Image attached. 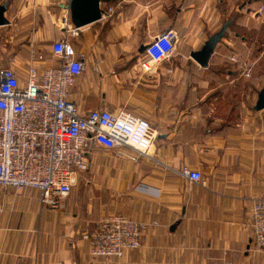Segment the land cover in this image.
Segmentation results:
<instances>
[{
  "label": "crops",
  "instance_id": "crops-1",
  "mask_svg": "<svg viewBox=\"0 0 264 264\" xmlns=\"http://www.w3.org/2000/svg\"><path fill=\"white\" fill-rule=\"evenodd\" d=\"M226 1L234 2L103 0L101 19L73 36L69 0H0L7 3L0 68L24 83L29 68L59 65L51 49L66 39L83 56L69 93L80 114L125 111L155 135L149 157L91 144L89 167L58 210L43 208L32 188L5 189L0 264H264V254L250 247V209L264 197V109L254 110L260 91L252 105L221 112L216 106L221 88L236 80V63L247 66L237 58L251 50L234 29L250 32L251 19L264 18L252 9L264 2L246 0L239 10L243 0L239 14L226 20ZM230 20L232 36L200 67L191 53ZM169 30L176 36L172 54L144 72L141 47ZM243 71L239 76L248 78ZM183 169L201 181H189ZM105 214L145 224L141 246L117 259L92 257L85 236Z\"/></svg>",
  "mask_w": 264,
  "mask_h": 264
},
{
  "label": "built area",
  "instance_id": "built-area-1",
  "mask_svg": "<svg viewBox=\"0 0 264 264\" xmlns=\"http://www.w3.org/2000/svg\"><path fill=\"white\" fill-rule=\"evenodd\" d=\"M71 34L77 36V30ZM175 38L169 30L145 46L144 72L170 57ZM51 53L59 65L41 71L29 68L24 83L12 69L0 68V194L7 188H32L40 205L55 211L70 194L77 175L87 171L91 144L109 150L128 148L149 157L155 135L147 121L125 111L92 110L82 116L69 101V93L83 69V56H77L66 39L56 42ZM181 175L191 182L201 181L196 171L183 169ZM250 216V247L264 254V197L254 201ZM145 228L121 215H102L85 236L89 253L121 258L141 246Z\"/></svg>",
  "mask_w": 264,
  "mask_h": 264
},
{
  "label": "rangeland",
  "instance_id": "rangeland-1",
  "mask_svg": "<svg viewBox=\"0 0 264 264\" xmlns=\"http://www.w3.org/2000/svg\"><path fill=\"white\" fill-rule=\"evenodd\" d=\"M242 1L243 0H234V2H231L232 4H230V6L226 1L223 5H221V10H223V12H228L226 20H229L230 18L239 14L237 8L242 4ZM252 10L264 12V5H261L259 7L256 6ZM251 26L253 27V29L250 32H244L234 29L236 32L247 37V40L249 42L248 45L251 46V50L247 52L245 57H243L244 59L237 58L238 61L241 59L242 61H245L247 66L241 65V63H236V80L234 81V83L230 86L221 88L223 94L221 95V98L218 99L216 105L218 106L220 112L223 111L227 105L231 106L234 103L240 104L243 102L245 104L252 105L257 98L256 93L264 88V18L263 20L261 18L257 21L251 19ZM234 30H232V32ZM232 32L229 34L228 32H226L225 38L231 37ZM244 69L247 70L245 72L249 75L248 78L239 76V71H242L243 73Z\"/></svg>",
  "mask_w": 264,
  "mask_h": 264
},
{
  "label": "water",
  "instance_id": "water-1",
  "mask_svg": "<svg viewBox=\"0 0 264 264\" xmlns=\"http://www.w3.org/2000/svg\"><path fill=\"white\" fill-rule=\"evenodd\" d=\"M245 1L246 0H244V3L238 8L239 10H242V8L245 7ZM259 1L264 2V0H254V2ZM102 2L103 0H69L66 9L69 12V21L74 29L79 30L87 25L99 21L101 19L100 4ZM6 10L7 3H4L3 5L0 4V26L5 24L3 15ZM231 24L232 20L225 22L218 32L209 37L199 51L191 53L190 58L200 67L206 68L215 47L225 37L226 31ZM144 50L145 47L142 46L139 53H143ZM262 109H264V89L259 92L258 99L254 107L255 111H260Z\"/></svg>",
  "mask_w": 264,
  "mask_h": 264
}]
</instances>
